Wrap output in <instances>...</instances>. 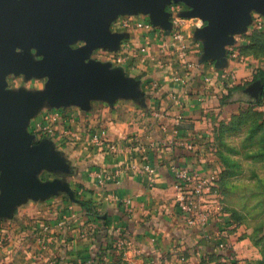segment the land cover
<instances>
[{
	"label": "crops",
	"instance_id": "1",
	"mask_svg": "<svg viewBox=\"0 0 264 264\" xmlns=\"http://www.w3.org/2000/svg\"><path fill=\"white\" fill-rule=\"evenodd\" d=\"M199 4L99 0L95 31L68 38L76 71L98 83L56 84L34 42L23 41L22 65L0 62L3 122L25 148L15 159L0 141V264H200L221 238L240 261L218 218L206 235L175 203L173 165L210 172L199 145L208 120L217 109L235 113L260 86L231 56L225 36L236 32L220 36L186 14ZM173 16L184 22L189 66L162 38ZM177 73L192 75L187 90ZM100 128L116 152L93 143Z\"/></svg>",
	"mask_w": 264,
	"mask_h": 264
},
{
	"label": "rangeland",
	"instance_id": "2",
	"mask_svg": "<svg viewBox=\"0 0 264 264\" xmlns=\"http://www.w3.org/2000/svg\"><path fill=\"white\" fill-rule=\"evenodd\" d=\"M23 14L20 10L19 16ZM244 14L243 25L232 35L229 51L232 58L252 67L264 83V0H249ZM26 37L13 44L19 54L22 41L33 40ZM44 47L43 43L37 45L40 55L34 60L49 61ZM45 70L50 68L46 66ZM258 98L244 101L228 116L214 110L202 135L200 151L210 171L219 176L214 189L218 194L216 204L222 210L214 219L218 218V225L227 232L218 233L238 244L240 261L234 263L230 257L220 256L215 247L200 264H264V99L259 103Z\"/></svg>",
	"mask_w": 264,
	"mask_h": 264
},
{
	"label": "water",
	"instance_id": "3",
	"mask_svg": "<svg viewBox=\"0 0 264 264\" xmlns=\"http://www.w3.org/2000/svg\"><path fill=\"white\" fill-rule=\"evenodd\" d=\"M165 1L136 0L138 4L150 2L154 7H160ZM188 1L200 3L194 10L186 11L188 16L198 15L205 21L209 19L214 32L225 36L228 29L234 33L243 25L249 0ZM98 8L99 0H0V62L22 65V54L15 50L13 44L27 36L24 39H33L30 43L34 42L36 46L43 43L45 46L44 51L49 56L45 66L55 69L53 79L56 84L75 87L100 82L97 77L76 71L77 54L70 50L68 43L72 34L88 35L95 31ZM20 10H24L22 16H19ZM162 27L169 34L172 20ZM232 35L225 36L228 43L233 42ZM259 84L257 96H260L263 82L259 81ZM3 115L4 111L0 110V141L10 144L17 151L15 159H18L25 153L24 142L4 124Z\"/></svg>",
	"mask_w": 264,
	"mask_h": 264
},
{
	"label": "built area",
	"instance_id": "4",
	"mask_svg": "<svg viewBox=\"0 0 264 264\" xmlns=\"http://www.w3.org/2000/svg\"><path fill=\"white\" fill-rule=\"evenodd\" d=\"M201 21V20H200ZM204 23V21L202 22ZM141 26H149L150 22H138ZM183 19L179 16H173L172 28L170 33L163 35L164 44L171 49L177 56L179 62L184 66H189L191 60L189 58V39L184 30ZM147 44V43H146ZM235 54V53H234ZM192 75L177 73L174 79L178 81L184 90L191 83ZM159 111H154L155 115H159ZM91 139L93 143L99 147L102 151L116 152L118 150V143L109 139L107 136V130L100 128L94 130L91 133ZM132 167L136 168L137 165L133 163ZM144 169L150 170L149 164L142 165ZM174 175V185L176 186L175 203L184 215L186 223L192 227L201 228L205 231L206 235L209 234L208 227L212 224L215 215L222 210L219 204H216V198L218 194L214 189L216 182L218 181V173L210 171L203 173L192 167L173 165L172 167ZM100 181H103L104 176L99 174ZM152 180V178H150ZM44 231L50 230L51 226L48 223L42 225ZM122 243L126 242V239L121 240ZM219 250H232L229 245L222 238L216 243ZM233 252L228 257H233ZM232 255V256H231ZM224 255V257H226Z\"/></svg>",
	"mask_w": 264,
	"mask_h": 264
},
{
	"label": "trees",
	"instance_id": "5",
	"mask_svg": "<svg viewBox=\"0 0 264 264\" xmlns=\"http://www.w3.org/2000/svg\"><path fill=\"white\" fill-rule=\"evenodd\" d=\"M263 99H264V83L262 84V90H261V93H260V96L258 98V101L259 103L263 102ZM233 251L232 250H219L218 251V254L221 256H224V255H229L230 253H232ZM232 262L236 263L237 261L236 260H233Z\"/></svg>",
	"mask_w": 264,
	"mask_h": 264
}]
</instances>
